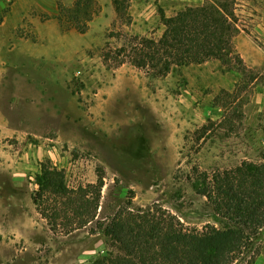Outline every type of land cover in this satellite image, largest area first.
Returning a JSON list of instances; mask_svg holds the SVG:
<instances>
[{
	"label": "rangeland",
	"instance_id": "obj_1",
	"mask_svg": "<svg viewBox=\"0 0 264 264\" xmlns=\"http://www.w3.org/2000/svg\"><path fill=\"white\" fill-rule=\"evenodd\" d=\"M74 1L0 0V264H94L106 255L95 224L53 227L34 205L46 162L71 189L103 171L99 219L131 204L201 232L221 225L193 189L195 168L211 174L264 160V37L249 30L264 0L233 5L235 49L247 36L261 49L254 68L237 52L244 70L209 60L165 76L116 51L136 36L158 39L162 15L203 0H118V11L114 0H95L84 33L59 19V5ZM263 240L264 230L236 263L264 264Z\"/></svg>",
	"mask_w": 264,
	"mask_h": 264
},
{
	"label": "trees",
	"instance_id": "obj_2",
	"mask_svg": "<svg viewBox=\"0 0 264 264\" xmlns=\"http://www.w3.org/2000/svg\"><path fill=\"white\" fill-rule=\"evenodd\" d=\"M113 3L118 11V0ZM233 5L234 0H203L172 17L162 15L164 30L158 39L133 37L129 48L116 51L117 57L127 53L134 67L155 76L167 75L174 66L209 60L224 64L234 60L244 70L233 43L237 33ZM59 11L61 22L84 33L97 13V4L95 0H75L69 8L59 5ZM189 180L212 207L221 228L184 229L163 211L133 209L131 204L112 217L99 219L103 171L97 170L96 183L71 189L64 173L49 162L41 165L35 177L38 188L32 201L53 227L59 223L67 229L97 226L108 248L94 264H237L254 241L261 240L264 230V160L244 161L211 174L195 168ZM262 244L264 256V240Z\"/></svg>",
	"mask_w": 264,
	"mask_h": 264
},
{
	"label": "crops",
	"instance_id": "obj_3",
	"mask_svg": "<svg viewBox=\"0 0 264 264\" xmlns=\"http://www.w3.org/2000/svg\"><path fill=\"white\" fill-rule=\"evenodd\" d=\"M254 10L257 12L256 15H253V20H251L252 22V27L249 28L250 30V34L252 35V37L256 36V34H258L257 36L259 37H264V3L262 4L261 7H254ZM241 40L243 39V37H240ZM250 36H247L246 38H244V42H242L241 45H239V43L237 42V52L240 54L243 62H245V64L249 67V68H254L257 64V61L255 60L254 57H252V55H257L261 53V49L259 47H255V46H251L249 44V42H247L246 39H249ZM251 39V38H250ZM251 54V56L249 55ZM260 264H263L262 262H260Z\"/></svg>",
	"mask_w": 264,
	"mask_h": 264
}]
</instances>
